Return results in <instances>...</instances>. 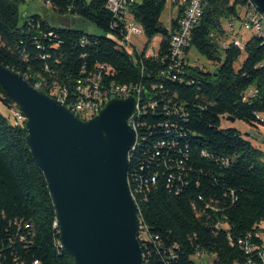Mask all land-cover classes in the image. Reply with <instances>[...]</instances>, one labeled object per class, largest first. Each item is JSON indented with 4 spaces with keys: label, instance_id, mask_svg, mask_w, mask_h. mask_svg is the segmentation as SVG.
Listing matches in <instances>:
<instances>
[{
    "label": "trees",
    "instance_id": "16d2710c",
    "mask_svg": "<svg viewBox=\"0 0 264 264\" xmlns=\"http://www.w3.org/2000/svg\"><path fill=\"white\" fill-rule=\"evenodd\" d=\"M0 0V64L14 69L67 105L78 82L97 77L106 88L141 91L133 116L137 143L128 182L139 209L144 264H264V152L240 130L222 127L234 117L249 125L264 115V45L256 35L243 49L225 26L240 19L244 0H207L190 48L214 62V72L173 63L171 40L185 4L166 27L169 0H138L129 12L147 38L143 52L125 47V21L109 0H45L61 17L84 19L104 35L56 28L39 15L20 25V5ZM161 36L156 56L150 42ZM228 43V44H225ZM245 60L237 67L242 55ZM0 100L19 107L0 84ZM25 123L0 113V264H74L61 247L57 211L46 178L27 145Z\"/></svg>",
    "mask_w": 264,
    "mask_h": 264
},
{
    "label": "water",
    "instance_id": "95a60500",
    "mask_svg": "<svg viewBox=\"0 0 264 264\" xmlns=\"http://www.w3.org/2000/svg\"><path fill=\"white\" fill-rule=\"evenodd\" d=\"M251 1L264 15V0ZM0 84L26 118L27 145L46 178L61 244L74 264H144L139 209L128 182L137 142L130 124L134 97L113 99L84 121L2 64Z\"/></svg>",
    "mask_w": 264,
    "mask_h": 264
},
{
    "label": "built area",
    "instance_id": "2783aa9c",
    "mask_svg": "<svg viewBox=\"0 0 264 264\" xmlns=\"http://www.w3.org/2000/svg\"><path fill=\"white\" fill-rule=\"evenodd\" d=\"M138 0H109V8L116 16L125 21L127 28V35L125 42L127 45L132 46L131 35H144L141 26L133 20L129 12L131 5L135 4ZM172 3L178 1L185 4L183 15L179 21L178 28L172 36L171 49L173 63L170 69H179L183 64L189 60V54L186 50L190 48L192 41V32L194 27L199 23L207 0H169ZM225 31L229 36L230 42L235 46L243 49L245 44L244 33H252L258 36L264 45V15L258 11L255 4L251 0H244L243 9L241 11L240 19H231L226 23ZM228 44V43H225ZM157 48L147 50V56H156ZM77 90L79 97L71 105L65 102V96L59 94L54 90L52 95L56 96L62 104H64L70 111H72L81 120H89L97 115L105 108L107 103L113 99H126L134 97L137 102L135 113L130 119V124L136 131L133 125V116L139 110V98L141 91L134 87H114L106 88L101 80L97 77H91L86 82L79 81ZM14 118L16 123H25L26 118L20 110L14 111ZM261 123L264 125V118L258 116ZM137 133V132H136ZM137 143V142H136ZM135 149V147H134ZM55 227L58 228L57 223ZM140 234V233H139ZM140 240V239H139ZM62 247V244H61ZM201 255L198 254L197 257Z\"/></svg>",
    "mask_w": 264,
    "mask_h": 264
},
{
    "label": "rangeland",
    "instance_id": "374dc122",
    "mask_svg": "<svg viewBox=\"0 0 264 264\" xmlns=\"http://www.w3.org/2000/svg\"><path fill=\"white\" fill-rule=\"evenodd\" d=\"M91 1V0H87ZM140 1V0H139ZM39 15L44 20L48 21L52 26L56 28L62 27H71L74 29L84 30L85 32L92 35H104L105 33L98 29L96 26L91 24L90 22L76 18L72 16L61 17L58 13L52 8L50 4H47L45 0H28L25 3L20 5V25H22L25 20H27L30 16ZM177 16V8L173 5L171 1H168L167 6L162 14L161 21L166 26H170V22L173 18ZM252 36V33H244V39L248 40ZM131 45H125L127 51L134 55L135 50L139 52H143L145 47L147 46V38L145 35H131ZM161 40V36L155 37L149 44L147 50H151L152 48H157L158 44ZM231 40V39H228ZM246 55L243 54L240 58V61L236 64L237 67L245 60ZM189 62L193 67L206 68L209 71L214 72L216 69V65L214 62H210L206 60L203 56H201L196 49H192L189 54ZM17 108L10 109L0 100V113L5 116L10 123L15 122L14 111ZM222 127H234L243 132L245 134V130L248 125L242 121H236L234 123L230 122L228 119L222 118ZM260 229L264 231V223L261 224ZM264 237V232L261 233ZM194 260L197 264H213V257L210 255H204L201 258L194 257Z\"/></svg>",
    "mask_w": 264,
    "mask_h": 264
},
{
    "label": "crops",
    "instance_id": "0c3cea01",
    "mask_svg": "<svg viewBox=\"0 0 264 264\" xmlns=\"http://www.w3.org/2000/svg\"><path fill=\"white\" fill-rule=\"evenodd\" d=\"M261 117L264 118V115H262ZM247 125L248 127L245 130L246 137L252 142L254 146L264 152V125Z\"/></svg>",
    "mask_w": 264,
    "mask_h": 264
}]
</instances>
